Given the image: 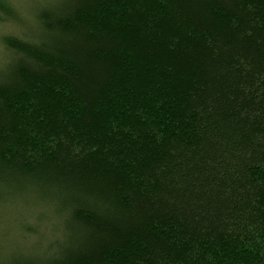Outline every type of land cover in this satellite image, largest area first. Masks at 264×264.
<instances>
[{
	"label": "trees",
	"instance_id": "trees-1",
	"mask_svg": "<svg viewBox=\"0 0 264 264\" xmlns=\"http://www.w3.org/2000/svg\"><path fill=\"white\" fill-rule=\"evenodd\" d=\"M1 2L0 264H264V0Z\"/></svg>",
	"mask_w": 264,
	"mask_h": 264
},
{
	"label": "rangeland",
	"instance_id": "rangeland-1",
	"mask_svg": "<svg viewBox=\"0 0 264 264\" xmlns=\"http://www.w3.org/2000/svg\"><path fill=\"white\" fill-rule=\"evenodd\" d=\"M5 1L8 4H10L11 6H13V10H14V13L16 15L15 17H18V16L22 17V18H20L22 20V22H20L21 25L20 24H18V25L21 26L20 30L25 31L27 25L29 28L32 26V25H30V23L32 22L30 14L33 11V9L39 3L45 2L46 0H5ZM0 4L2 5L3 8L5 7L4 2H1ZM8 9L9 8H7V10ZM3 13H4V16H0V18H2V20L0 21V30H1V28H3L4 32H10L12 30L13 21L10 19L11 17H8L9 19L5 17V15H9V13L7 11H4ZM3 19L4 20L6 19V21L3 22L4 21ZM4 24H6L7 26H5ZM22 31H20V32L24 35V33Z\"/></svg>",
	"mask_w": 264,
	"mask_h": 264
}]
</instances>
